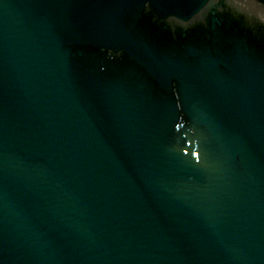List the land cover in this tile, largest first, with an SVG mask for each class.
<instances>
[{"label": "water", "instance_id": "95a60500", "mask_svg": "<svg viewBox=\"0 0 264 264\" xmlns=\"http://www.w3.org/2000/svg\"><path fill=\"white\" fill-rule=\"evenodd\" d=\"M0 264H264V0H0Z\"/></svg>", "mask_w": 264, "mask_h": 264}]
</instances>
